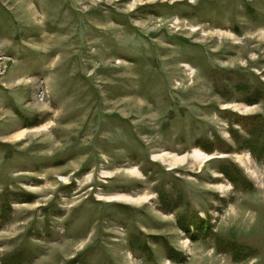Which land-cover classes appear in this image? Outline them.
Listing matches in <instances>:
<instances>
[{
    "label": "rangeland",
    "instance_id": "374dc122",
    "mask_svg": "<svg viewBox=\"0 0 264 264\" xmlns=\"http://www.w3.org/2000/svg\"><path fill=\"white\" fill-rule=\"evenodd\" d=\"M263 131L264 0H0V264H264Z\"/></svg>",
    "mask_w": 264,
    "mask_h": 264
},
{
    "label": "bare ground",
    "instance_id": "6f19581e",
    "mask_svg": "<svg viewBox=\"0 0 264 264\" xmlns=\"http://www.w3.org/2000/svg\"><path fill=\"white\" fill-rule=\"evenodd\" d=\"M97 25V24H96ZM193 32V31H192ZM220 36L222 35V33L221 32H219L218 33ZM209 35V34H208ZM210 35H212V34H210ZM225 35V34H224ZM195 36H198V35H195ZM226 37V36H225ZM210 38V37H209ZM208 38V39H209ZM205 41H207V40H205ZM202 43H204L203 41H202ZM201 44V43H200ZM205 44H207V43H205ZM163 45V44H162ZM161 46V45H160ZM184 67V66H183ZM189 67V66H188ZM190 68V67H189ZM188 71V70H187ZM183 73H184V71H183ZM184 78L185 79V75L184 74H182V75H180V78ZM182 78V79H183ZM137 103H138V106H136V108H139V109H141V108H143V105H142V102H139V101H137ZM144 104V103H143ZM130 106V104H127V105H123V106H120V107H118V109L119 108H123V109H126V108H128ZM196 154V158L197 159H201L202 157H204L203 159H206L207 158V156H205L204 154H202L201 152H196L195 153ZM197 154H199V155H197ZM173 156V157H172ZM164 157H166L167 159H173V160H171V163H170V166H176L177 164H179V163H184L185 162V159L187 158V156H183L182 158H178V156H176V155H171V154H168V153H163V154H159V155H155L154 156V159H160V160H164ZM166 161V160H165ZM178 166V165H177ZM65 181H66V179H64ZM263 193H264V190H263ZM119 199H132L131 197H123L122 195H120V196H116L115 198H112V200L113 201H115V200H119ZM100 200H102V199H100Z\"/></svg>",
    "mask_w": 264,
    "mask_h": 264
},
{
    "label": "trees",
    "instance_id": "16d2710c",
    "mask_svg": "<svg viewBox=\"0 0 264 264\" xmlns=\"http://www.w3.org/2000/svg\"><path fill=\"white\" fill-rule=\"evenodd\" d=\"M263 133H264V131H263ZM253 135L255 136V140L259 138V134H258V132L254 133ZM190 225H191V224H190Z\"/></svg>",
    "mask_w": 264,
    "mask_h": 264
}]
</instances>
